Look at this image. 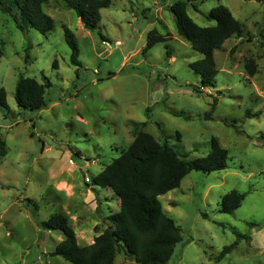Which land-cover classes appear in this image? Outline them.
<instances>
[{"label":"clouds","instance_id":"obj_1","mask_svg":"<svg viewBox=\"0 0 264 264\" xmlns=\"http://www.w3.org/2000/svg\"><path fill=\"white\" fill-rule=\"evenodd\" d=\"M178 4L199 29L167 11ZM43 12L0 47V264H108L106 244L137 264L160 224L122 215L130 153L147 157L145 194L182 201L185 221L197 208L217 219L245 182L264 218V0H44Z\"/></svg>","mask_w":264,"mask_h":264},{"label":"rangeland","instance_id":"obj_2","mask_svg":"<svg viewBox=\"0 0 264 264\" xmlns=\"http://www.w3.org/2000/svg\"><path fill=\"white\" fill-rule=\"evenodd\" d=\"M0 1L5 2L7 0ZM109 1L111 2V0ZM151 11V8H143L141 18L147 19L146 13ZM190 19L196 25L201 26L202 21L200 19ZM159 23L163 27L168 28L169 31L172 30L170 24H165L163 21H159ZM14 32H20L21 35L24 34L23 31L16 28L15 23L9 15L0 11V47L11 42L9 38ZM258 100L259 97L253 94L250 97L251 105L253 107L258 106ZM247 112H249V115H246ZM246 113L245 115L250 118L259 117L261 114L260 111L252 113L251 110L246 111ZM237 170L244 173V165L237 164ZM251 170L250 166L247 171ZM260 177L264 178V173H261ZM252 178L256 179L257 177L253 176ZM189 183V181H185L186 185ZM244 187L247 189L242 193L245 195V198L241 206L232 214H223L217 211L215 215L218 218L212 219V214L201 212L197 208L195 214L200 216L199 221L194 219H187L185 221V205L180 200L172 199L171 194H168L162 210L169 214L168 217L176 225L177 219L181 220L183 226H180L181 239L176 244L167 264H206V262L207 264H264V233L260 232V225L264 224V218H261L257 214L259 211L260 195L250 183L245 182ZM189 190L191 191V189ZM233 191H236V189H233ZM254 194L256 195V199L245 204V199ZM180 195L186 197L188 193L181 190ZM206 206L210 207V205ZM241 209H243V214L247 215V219L240 221L242 227H238L235 223H229V221L219 218L221 216H228L230 219L235 220L236 213ZM253 229L256 230L255 233L252 232ZM229 237H234V239H229ZM81 238L87 240V234H83ZM226 247H230V249L223 253L222 251ZM41 255L43 258L44 254ZM52 256H54L53 253L49 254L48 258ZM115 264H123V261H117L115 258Z\"/></svg>","mask_w":264,"mask_h":264},{"label":"trees","instance_id":"obj_3","mask_svg":"<svg viewBox=\"0 0 264 264\" xmlns=\"http://www.w3.org/2000/svg\"><path fill=\"white\" fill-rule=\"evenodd\" d=\"M91 3L92 0H89ZM44 0H7L5 2L0 1V11L10 18L15 23L18 30L23 31L25 28L32 26L31 22L35 21L36 15H44L42 10ZM110 3V1H109ZM77 8V15L86 18L91 15V12L84 11L82 5H73ZM107 7V4L103 5ZM168 11L173 15H182L185 20L188 21L193 27L199 29L200 26L196 25L186 14L184 4L174 5L169 8ZM45 19H50L45 16ZM87 28L88 25L85 24ZM156 30H153L155 33ZM163 37H160L162 42ZM150 46V45H149ZM250 72H254V69H249ZM249 115V112L246 113ZM264 140V136L261 137ZM121 167L125 170V179L123 183L127 186V191L121 193L123 196L122 201V215L127 221L129 226L132 225H146L150 221H156L160 224L159 230L154 232L143 245H137L133 251L139 259L137 264H167L173 254L176 244L181 239V228L178 227L175 222L168 216L161 215L162 207L159 203L155 202L154 198L149 197L144 192L143 184L139 183L142 174L147 170V157L136 156L135 154H129L122 162ZM234 194L240 195V199L235 205L226 203L227 197L221 199L219 212L223 214H232L236 209L241 206L242 201L245 198L244 194L233 191ZM233 193H230L232 195ZM112 241V237L105 234V236L98 237L99 241ZM230 247L223 249V253L227 252ZM122 250L120 247L109 252L108 245L101 248L97 255L101 258L106 256L108 264H113L119 251ZM56 255L57 253H53ZM91 264H96L92 261Z\"/></svg>","mask_w":264,"mask_h":264}]
</instances>
